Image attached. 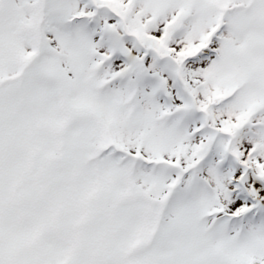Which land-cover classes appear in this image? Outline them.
<instances>
[{"label":"snow or ice","instance_id":"1","mask_svg":"<svg viewBox=\"0 0 264 264\" xmlns=\"http://www.w3.org/2000/svg\"><path fill=\"white\" fill-rule=\"evenodd\" d=\"M0 264H264V0H0Z\"/></svg>","mask_w":264,"mask_h":264}]
</instances>
